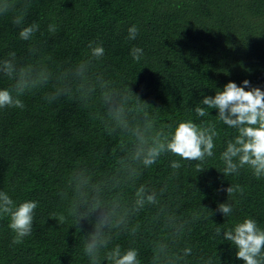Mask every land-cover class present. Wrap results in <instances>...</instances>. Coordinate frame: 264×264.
<instances>
[{
  "label": "trees",
  "instance_id": "1",
  "mask_svg": "<svg viewBox=\"0 0 264 264\" xmlns=\"http://www.w3.org/2000/svg\"><path fill=\"white\" fill-rule=\"evenodd\" d=\"M13 15H0V59L15 52L19 63L45 65L54 75L48 84L20 97L23 109H0V191L17 204L38 201L32 233L19 245L11 243L9 219H0V264H90L85 240L101 213L77 225L69 214L75 198L72 176L86 170L94 181L112 177L131 137L108 134L99 91L87 106L75 90L51 103L45 99L60 86L56 76L90 59V42L102 43L105 53L92 60L89 79L101 77L119 91L129 88L149 104L145 107L157 128L174 129L192 119L213 122L219 132L213 157L201 165L204 170L197 171L199 162L166 153L135 184L123 188L125 198L131 202L141 184L158 194L167 186L159 197L162 203L178 219L189 221L176 246L192 248L185 264L209 259L212 264H243L223 232L246 217L264 227V178L247 169L224 176L220 157L235 130L218 120V110L199 117L195 108L230 81L243 86L248 80L264 91V0H32L25 25L37 23L39 31L28 41L20 39ZM49 24L57 26L55 33L48 31ZM133 25L139 34L130 40ZM134 47L143 49L139 61L131 55ZM12 84L0 76V88ZM173 160L182 164L178 175H173ZM237 183L244 194L228 198L226 189ZM224 202L233 204L227 217L218 210ZM156 212V206L142 209L129 225L139 223L138 233L114 232L109 249L116 244L122 250L135 247L141 264H151L152 242L167 235ZM195 213L199 219H193ZM60 215L63 223L53 218Z\"/></svg>",
  "mask_w": 264,
  "mask_h": 264
},
{
  "label": "clouds",
  "instance_id": "2",
  "mask_svg": "<svg viewBox=\"0 0 264 264\" xmlns=\"http://www.w3.org/2000/svg\"><path fill=\"white\" fill-rule=\"evenodd\" d=\"M31 4L32 0H0V15L14 13L12 23L20 28L19 37L25 41L31 40L39 31L37 23L25 25ZM48 31L55 33L57 26L49 24ZM138 34L136 25L128 29V39L135 40ZM88 47L90 59L56 76L60 86L46 95L45 99L51 103L61 96L71 95L75 90L87 106L99 91L104 113L101 119L106 118L108 134L119 132L131 137V146L119 160V167L112 177L94 181L86 170L78 171L72 176L75 198L69 214L76 218L77 225L93 213H101L94 230L86 237L84 252L90 264H102L103 261L108 264H141L137 248L122 250L116 244L109 249V245L113 239L112 234L118 230H127L135 236L140 225L137 223L129 228L132 218L146 206H156V221L163 219L167 235L152 242L151 264H185V258L192 254V248L185 246L180 250L176 246L185 234L189 221L178 219L162 203L159 197L166 193L167 186L161 188L158 194L155 189L141 184L136 187L131 202L125 198L123 188L130 183L135 184L143 170L150 168L166 153L185 161L199 162L196 164L197 171L204 170L201 165L206 158L214 155L219 136L217 126L213 122L197 124L192 119H186L178 122L174 129L172 125L157 128L146 110L145 106L149 104L141 101L129 88L119 91L112 87L110 81L101 77H97L95 81L89 79L92 60L103 57L105 49L102 43L90 42ZM131 55L134 60L139 61L143 56V49L134 47ZM53 75L45 65L19 63L16 53L10 52L8 58L0 59V76L13 81L11 87L0 88V109H23L20 97L48 84ZM246 88L249 90H245ZM200 103L203 106L195 108L197 116H208L210 109H216L218 120L235 130L234 137L228 140L220 157L224 165V176H238L241 170L247 169L257 179L264 178V91L259 87H252L248 80L243 81V86L230 81L223 90L218 89L214 97L205 96ZM170 166L174 170L173 175H178L177 170L182 164L180 160H173ZM226 192L228 198L237 193L243 195L244 187L238 183L230 184ZM37 206L38 201L34 200L17 204L6 192L0 191V219H9L8 227L14 233L11 241L13 245L23 243L24 238L31 235ZM218 210L225 217L230 216L233 204L221 203ZM53 218L59 223L65 220L63 215ZM199 218V213L193 215V219ZM216 234H221L220 227H217ZM223 238L235 246L236 258L242 260L243 264H264V227L255 218L246 217L242 222L235 223L234 227L223 232ZM204 264H212L211 259L204 261Z\"/></svg>",
  "mask_w": 264,
  "mask_h": 264
}]
</instances>
